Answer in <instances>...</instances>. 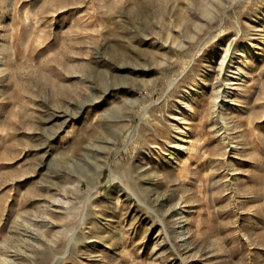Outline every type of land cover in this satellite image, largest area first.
I'll use <instances>...</instances> for the list:
<instances>
[{
	"label": "rangeland",
	"instance_id": "rangeland-1",
	"mask_svg": "<svg viewBox=\"0 0 264 264\" xmlns=\"http://www.w3.org/2000/svg\"><path fill=\"white\" fill-rule=\"evenodd\" d=\"M0 264H264V0H0Z\"/></svg>",
	"mask_w": 264,
	"mask_h": 264
},
{
	"label": "bare ground",
	"instance_id": "bare-ground-1",
	"mask_svg": "<svg viewBox=\"0 0 264 264\" xmlns=\"http://www.w3.org/2000/svg\"><path fill=\"white\" fill-rule=\"evenodd\" d=\"M245 58H248V56H246ZM226 59H222V61H221V63H220V69H225V64H226ZM240 62V61H239ZM243 62V61H242ZM236 63V62H235ZM231 67V69H240V67H238V66H235V64H232V66H230ZM242 69V68H241ZM235 72V71H234ZM236 73V72H235ZM239 74V73H238ZM236 79V78H235ZM232 80L233 81H231V82H229V84L231 85V86H234V85H236V84H238V82H236V81H234V78H232ZM229 88H231V87H229ZM232 88H234V87H232ZM235 88H237V87H235ZM197 91V90H196ZM217 92V91H216ZM215 92V93H216ZM227 95L228 94H224V96L225 97H227ZM190 97H191V94H188V96H187V100L189 99L190 100ZM218 97H219V95H218ZM230 98V97H229ZM188 100V101H189ZM187 101V102H188ZM133 102V101H132ZM216 103V102H215ZM225 105V104H224ZM105 113V112H104ZM106 114V113H105ZM105 116V115H104ZM177 119H178V117H177ZM179 123H181L180 121H179ZM181 139V141H183L182 143V145H183V147H184V144L188 141L187 140V138H185L184 136L183 137H181L180 138Z\"/></svg>",
	"mask_w": 264,
	"mask_h": 264
}]
</instances>
